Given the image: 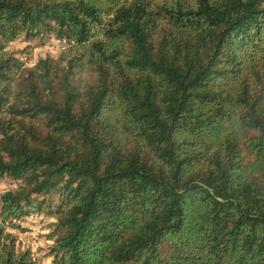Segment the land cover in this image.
Listing matches in <instances>:
<instances>
[{"label": "trees", "instance_id": "trees-1", "mask_svg": "<svg viewBox=\"0 0 264 264\" xmlns=\"http://www.w3.org/2000/svg\"><path fill=\"white\" fill-rule=\"evenodd\" d=\"M6 177L0 264H264V0H0Z\"/></svg>", "mask_w": 264, "mask_h": 264}, {"label": "rangeland", "instance_id": "rangeland-1", "mask_svg": "<svg viewBox=\"0 0 264 264\" xmlns=\"http://www.w3.org/2000/svg\"><path fill=\"white\" fill-rule=\"evenodd\" d=\"M67 48V45L54 36L43 35L30 41L20 38L9 44V49L25 61L27 67H33L40 58L47 56L57 57ZM16 187L13 179L6 177L0 179V193ZM54 221L42 213H32L22 221L23 230L11 229L18 237L20 249H31L39 264H52V257L49 255L48 235L49 224Z\"/></svg>", "mask_w": 264, "mask_h": 264}]
</instances>
